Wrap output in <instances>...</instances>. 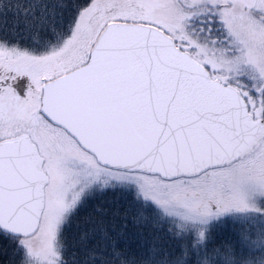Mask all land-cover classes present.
Instances as JSON below:
<instances>
[{"label":"snow or ice","instance_id":"snow-or-ice-1","mask_svg":"<svg viewBox=\"0 0 264 264\" xmlns=\"http://www.w3.org/2000/svg\"><path fill=\"white\" fill-rule=\"evenodd\" d=\"M12 9L0 20L10 264H136L122 233L69 243L85 209L103 222L93 201L110 191L184 241L141 264H264V0H0V15ZM225 217L254 226L247 254L209 252Z\"/></svg>","mask_w":264,"mask_h":264},{"label":"trees","instance_id":"trees-1","mask_svg":"<svg viewBox=\"0 0 264 264\" xmlns=\"http://www.w3.org/2000/svg\"><path fill=\"white\" fill-rule=\"evenodd\" d=\"M14 11L15 9L8 11L6 16L0 15V20L6 19L11 25L14 20ZM99 204H103L107 209V214L102 218V223L100 222L101 218L92 213V206H90L81 212L76 221L79 227L74 225L71 231L67 233L69 243L74 247H82L79 243V237L86 230L91 237L87 245L93 247L99 242V229L103 228L113 236L122 233L118 237L119 247L125 252L128 260L135 261L136 264H141L145 255L153 252V250L156 253L172 254L170 258L180 255V246L184 241L172 238L168 226H158L151 220L138 218L136 209L121 193L110 191L99 200L93 201V206ZM90 213L92 214V222L85 223ZM93 228L97 229L95 234H92ZM243 228V224L231 217L214 222L210 226L211 238L207 241L209 252L219 250L221 253L230 246L237 254H247ZM11 256V246L7 242H0V264H10ZM156 258L159 259L160 257Z\"/></svg>","mask_w":264,"mask_h":264},{"label":"clouds","instance_id":"clouds-1","mask_svg":"<svg viewBox=\"0 0 264 264\" xmlns=\"http://www.w3.org/2000/svg\"><path fill=\"white\" fill-rule=\"evenodd\" d=\"M244 228L242 229V232L244 233V235H246L249 240L255 241L258 239V234L254 228V226H251L247 223H244ZM249 229H251V231H249ZM234 254L235 251L229 246L227 247L223 252H221V255H228V254Z\"/></svg>","mask_w":264,"mask_h":264},{"label":"rangeland","instance_id":"rangeland-1","mask_svg":"<svg viewBox=\"0 0 264 264\" xmlns=\"http://www.w3.org/2000/svg\"><path fill=\"white\" fill-rule=\"evenodd\" d=\"M226 218V217H225ZM214 223V222H213Z\"/></svg>","mask_w":264,"mask_h":264}]
</instances>
